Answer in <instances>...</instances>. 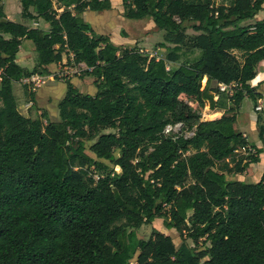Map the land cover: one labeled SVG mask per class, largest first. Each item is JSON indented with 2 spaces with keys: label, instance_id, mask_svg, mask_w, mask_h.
<instances>
[{
  "label": "trees",
  "instance_id": "obj_1",
  "mask_svg": "<svg viewBox=\"0 0 264 264\" xmlns=\"http://www.w3.org/2000/svg\"><path fill=\"white\" fill-rule=\"evenodd\" d=\"M210 1L122 0L123 17L150 18L165 32L161 46H174L167 62H178L188 40L199 51L170 69L83 21L85 11L110 10V0H19L21 17L47 23L46 33L7 20L0 0V264H129L134 256V264H264V173L257 183L228 178L261 153L236 125L245 98L262 105L264 147V95L251 85L264 61V19L244 24L264 0ZM22 40L36 54L30 70L15 60ZM63 55L86 66L95 94L64 79L58 122L21 112L13 83L49 76ZM219 84L235 85L227 110H217ZM175 123L183 133L164 136ZM157 219L176 231L178 248L157 231L137 237Z\"/></svg>",
  "mask_w": 264,
  "mask_h": 264
},
{
  "label": "crops",
  "instance_id": "obj_2",
  "mask_svg": "<svg viewBox=\"0 0 264 264\" xmlns=\"http://www.w3.org/2000/svg\"><path fill=\"white\" fill-rule=\"evenodd\" d=\"M3 8L7 20L25 25L29 28H38L45 33L48 32L49 26L47 23H44L41 20H27L21 17V6L19 0H3ZM112 8L113 7L111 6L110 10L101 12H107V14L110 16ZM89 12L91 11L83 12L82 19L93 29L91 22L87 19L86 16H88L89 19L94 18L96 20L99 15H92L89 14ZM109 16L106 19L110 18ZM14 18H17L18 20H13ZM98 18L105 19V17H102V15H100ZM262 19H264V16L262 18L255 16L254 20L258 21ZM93 31L96 33L95 29H93ZM5 38H8V36H5ZM15 60L21 68L30 70L34 67L36 62V54L34 51V47L30 41H21L18 52L15 56ZM48 70L50 72L49 76L33 75L29 78H24L19 82L13 83V94L18 105L23 104L28 114H30L32 117H38L42 114V112H45L49 121L58 122V103L65 96L66 85L62 80L53 78L55 73L69 74L67 80H69L70 83L81 93L94 95L96 90L93 86V78L87 75V71L89 70L86 68V66L84 64H73L70 60H68V57L66 55L62 56L61 62L49 65ZM80 72L84 73L82 75L83 77H81V75L79 74ZM73 73H76V75L73 76ZM263 86L264 81H261L257 84V92L261 95H264V93L260 91ZM18 97L19 100L17 99ZM249 101L250 100L247 98L242 101L240 110L237 114L239 131L246 138L250 147H256L261 150V153L259 154L260 162V155L264 153V147L262 146L258 138L256 127L257 123L254 119V115H252V112L249 111L248 104L246 103ZM250 119H252L251 123ZM43 122L46 121L43 119ZM253 127L255 128V131L253 130ZM253 131L255 132V134L251 139L250 136H252ZM249 150H254V148H250ZM259 162L256 164H250L248 168L242 173L241 177L245 179L244 181L249 180L250 177L252 179L255 178L256 182L260 180L259 172L257 176H255L256 173H253L254 167L259 164Z\"/></svg>",
  "mask_w": 264,
  "mask_h": 264
},
{
  "label": "rangeland",
  "instance_id": "obj_3",
  "mask_svg": "<svg viewBox=\"0 0 264 264\" xmlns=\"http://www.w3.org/2000/svg\"><path fill=\"white\" fill-rule=\"evenodd\" d=\"M17 1V0H16ZM112 8V12L110 13L111 15L109 16L107 12H94L91 11L89 14L92 15H102V17H105V19L102 18H94L89 19L88 16L87 19L91 22V25L93 26V29H95L97 34L105 35L108 36L110 41L118 45L120 47H128L132 48L135 47L136 49L140 50L142 53H147L151 55H155L157 58L162 59L165 61L167 64V67L170 69H173L177 67L180 63H185V62H192L194 61L198 56H199V51L194 50L190 47V41L188 40L184 45L179 46L177 55H178V62L176 63H170L166 61V56L169 54V52L172 50L174 46L165 44L163 47L161 45L164 44V31L158 30L154 27L153 21L150 18H145L141 20H132V19H127L123 17V7H122V0H110ZM214 6L218 5H226L229 4L230 0H211L210 1ZM88 14V15H89ZM110 17L106 19L107 17ZM257 17L262 18L264 16V10L260 11L257 15ZM255 19V18H254ZM245 22L246 23H252L255 20ZM13 20H18L17 18H14ZM197 33L193 32L191 29L187 30V35L188 38L191 39L194 37ZM163 43V44H162ZM32 44V43H31ZM81 77L84 74L83 72L79 73ZM73 76L76 75V73L72 74ZM69 74H54L55 79L57 80H62L64 82V79H67ZM261 81H264V61L261 62L256 69V78L254 81L251 82V85L256 86L257 84ZM234 90V89H233ZM257 91V90H256ZM261 92L264 93V86L260 89ZM232 95L233 91L231 90L230 92H227L223 95H220L218 97V106L217 110L222 111V110H227L229 107L232 105ZM19 100V97L17 98ZM248 104L249 111L252 112V115H254V119L256 121V112L254 110V105L251 101L246 102ZM19 109L23 113H28L25 106L23 104H19ZM191 106V104H190ZM194 109H197L198 112L201 115H206L209 113L206 111L205 108H198L195 105H192ZM252 122V119H250V123ZM257 123V122H256ZM237 128L239 129L238 125V115H237V122H236ZM254 125V124H253ZM257 127V124H256ZM253 130L255 131V128L253 127ZM253 131L252 136H254L255 132ZM112 130H106L105 133H112ZM91 142H86L87 146ZM250 153L252 155H256L254 150H251ZM239 155H244L242 152H239ZM247 155V154H246ZM259 157V156H258ZM264 153L260 155V162L254 167V172L256 173L255 176H257L258 172L260 174V178L262 177L264 171ZM241 174H230L228 176L229 179L232 180H238L242 181L244 183H257L254 179L250 177V181H244L241 177ZM153 231L160 232L166 236H169L171 240L173 241L174 245L176 248H178L181 244V240L176 233L175 230H169L164 226V220L163 219H157L150 225H143L141 226L138 231H137V237L140 239H148ZM188 245L191 247L197 248L196 246H193L190 240H186ZM197 246H200L197 245ZM136 256L133 257V259L129 262V264H134L135 263V258Z\"/></svg>",
  "mask_w": 264,
  "mask_h": 264
},
{
  "label": "built area",
  "instance_id": "obj_4",
  "mask_svg": "<svg viewBox=\"0 0 264 264\" xmlns=\"http://www.w3.org/2000/svg\"><path fill=\"white\" fill-rule=\"evenodd\" d=\"M71 58H72V55H71ZM234 86L235 85H233V84H230V85L219 84L217 86V88H218L220 93H227V92H230L231 90L233 91ZM261 107H262V105H261V103H259L254 108V110L258 112L261 110ZM183 129H184V126L182 123L168 124L165 126V128L163 130V135L164 136H172L173 138H176V136H180L183 133ZM191 135H192L191 132L190 133H188V132L184 133L185 137H189Z\"/></svg>",
  "mask_w": 264,
  "mask_h": 264
}]
</instances>
